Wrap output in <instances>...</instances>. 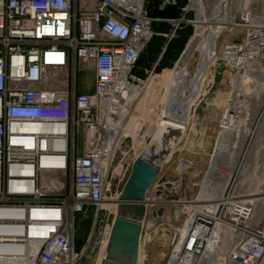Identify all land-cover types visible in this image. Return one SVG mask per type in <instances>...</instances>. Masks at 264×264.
Returning <instances> with one entry per match:
<instances>
[{"label":"built area","instance_id":"built-area-1","mask_svg":"<svg viewBox=\"0 0 264 264\" xmlns=\"http://www.w3.org/2000/svg\"><path fill=\"white\" fill-rule=\"evenodd\" d=\"M155 20L147 0H0V264H78L86 250L75 247L76 217L89 208L96 219L109 211L96 241L103 246L128 112L156 75L136 73ZM229 25L243 35L222 52L235 78L218 140L235 118L238 75L264 72V1L260 11L239 5ZM84 72H93L89 91ZM239 184L217 176L215 199L178 202L184 229L171 237L167 264H199L209 249L223 264H264V194Z\"/></svg>","mask_w":264,"mask_h":264},{"label":"bare ground","instance_id":"bare-ground-1","mask_svg":"<svg viewBox=\"0 0 264 264\" xmlns=\"http://www.w3.org/2000/svg\"><path fill=\"white\" fill-rule=\"evenodd\" d=\"M204 1L190 0L188 9L196 12V30L200 26L208 24V31L204 35L205 37L198 35L199 43L195 45L190 43L186 52L184 51L185 60H180L173 69H167L162 74L152 76L144 87L145 89L141 88L144 90L142 92L139 91L140 93L138 92L140 94L138 100L129 109L124 133L135 138L136 132H134V128L137 127L139 120H143L149 125L146 132H152V137L138 155V161L136 160L129 180H127L118 200L112 205V208L114 205H117L118 215L116 226L112 229L114 231V240L112 241L114 242L110 248V253L108 254L106 252L108 255H106L107 259L112 261L122 264H141V238L143 232L145 229H154L158 223V218L155 222L152 216L151 218L148 217V209L150 210L152 206L160 207L164 205V202L161 201L162 194H155L157 198H148L146 193L150 189V183L155 172H159L165 167L171 153L185 141L190 108L199 97L201 87L204 86L206 78L218 62V39L224 31L229 29V23L233 18L232 16L229 17L230 0H217V5L211 14H208L206 11ZM249 2L250 0L245 1L243 5H248ZM263 81L264 72H248L238 75L235 84L238 97H242L240 91L247 94L251 90L252 93H255L256 87ZM158 85L161 87L164 86V92L160 97V110L156 114L147 113V110L144 108L145 99L156 96V88ZM139 113L141 114L140 116L137 115ZM225 124V128L219 137L215 153L211 155L210 166L206 175L207 185L205 191L200 193L199 197L201 199L212 200L219 195H208L207 192L213 172L226 182L234 173L236 161L233 160L234 153L232 152L234 150L232 149L235 145L228 147L223 140L225 135L228 132L237 133V136L233 138L237 142L238 140L240 141V135L248 134V137L251 134V122L247 123L245 118L238 121L233 116H230L226 118ZM166 130L167 134L164 135ZM227 154L228 159H222L221 161V157ZM178 166L180 171L183 172L188 170L190 162L181 160ZM222 168L226 170L225 174L219 172V169ZM247 169H244L241 176L248 172ZM172 185V188L175 190L180 188L179 183H173ZM175 204L173 203V205ZM165 217L171 220V217L168 216L164 208L162 218ZM183 229L181 227L179 232L182 233ZM221 230V228H215L212 234L213 237L217 238ZM215 257L214 250L209 249L199 264H202V262L210 264V261L212 259L215 260Z\"/></svg>","mask_w":264,"mask_h":264},{"label":"rangeland","instance_id":"rangeland-1","mask_svg":"<svg viewBox=\"0 0 264 264\" xmlns=\"http://www.w3.org/2000/svg\"><path fill=\"white\" fill-rule=\"evenodd\" d=\"M245 1L248 0H230L229 1V17H235L237 9L239 5H243ZM264 0H250L249 4L251 8L254 11H260L263 5ZM217 0H205L204 3L206 5V11L208 14H211L213 9L217 5ZM190 4V0H188V6ZM185 16H181L179 19L184 17L186 19V22L188 21V24H190L194 32L191 39L188 40L187 44L190 43L192 45L199 43L198 35L204 36L208 31V24L204 26H200L197 30L195 27L196 23V12L193 10H189L187 8V11L184 13ZM183 14V15H184ZM185 24V23H182ZM195 34V35H194ZM243 32L239 29H235L232 32L231 31H224L220 38L218 39V47H217V54H218V62L216 65H220V72L222 75H227L228 80L225 84L226 90L223 93V105L225 108V105L228 101L229 94L232 91L233 86V80L235 76L233 77L232 71L227 69L224 66V62L222 61V52L224 47L231 41L235 40L237 37H242ZM194 36V37H193ZM205 37V36H204ZM186 44V45H187ZM187 45V48H188ZM186 47V46H185ZM187 48L185 50H187ZM184 50L182 54L180 55L178 62L180 60L184 59ZM192 51V50H191ZM177 65V64H176ZM215 65V66H216ZM181 66V65H180ZM174 67L170 68L173 69ZM167 70V69H164ZM162 70L159 73H155L156 75L162 74L164 71ZM213 75V73H210ZM209 74V75H210ZM209 77V76H208ZM92 78H93V72H84L81 74V79L84 82L90 83L84 90H91V84H92ZM207 79V78H206ZM207 81V80H205ZM164 87V86H163ZM161 86H157L156 88V96L148 97L145 99L144 102V108L147 110V113H158L161 107L160 103V97L164 92V88ZM255 89V93H252L251 90L250 93L245 94L244 92L240 91V94L242 97H237L234 95L231 101V107L234 109V116L237 119H244L248 122H251L250 128H251V134L245 138L240 139L237 142L233 140L237 136V133L235 132H228L224 137V142L228 145V147H233L232 150H234L232 153H234L233 160L236 161V166L234 173V178H236L237 181L240 182V187L242 190H244L247 195L251 197H257L261 194H264V81L258 84V86ZM145 89V88H144ZM143 89V90H144ZM203 87H201L199 91V95L202 91ZM138 90V92L143 91ZM139 92V93H140ZM255 94V95H254ZM236 97V98H235ZM241 99V100H240ZM141 103V102H140ZM245 104V105H244ZM131 109V108H130ZM138 111H141L140 109H137ZM136 110V111H137ZM135 111V110H134ZM143 112V110H142ZM188 112V111H187ZM141 113V112H140ZM137 115H141V114ZM149 125L145 123L143 120L138 121L137 127L134 128L135 138L132 136H129L126 140L122 142V146L120 151L118 152L117 159H121L122 157L123 162L122 166L118 168V171L120 173V178L117 180V188L114 192V197L118 200V197L120 193L122 192L128 178L130 177L131 171H132V165L134 161L137 159L140 152L143 150V148L148 144L152 137V132L147 133V127ZM244 130V129H243ZM250 133V132H249ZM167 134V130L165 131L164 135ZM248 135V134H247ZM244 134V136H247ZM241 136V135H240ZM218 144V143H217ZM184 145V142H183ZM181 144V147L177 146L175 149L176 151L170 158L169 162L167 163L166 169L162 171L164 174L161 179H159V175L154 182V184L150 187V189L147 191L146 195L148 198H157L155 197V194H161L162 189L160 190V185L166 183V181H170L171 183H179L180 184V190L176 191L173 196H169L166 194L168 199H165V196L162 195L161 201L167 202L164 203L168 206L169 214L174 215V223H169L166 221V218L160 220L159 224L152 229V230H144L143 236L141 238V264H167L168 262V256H169V243L170 238L173 235V233L176 231L177 228H181L184 220H185V214L183 213V207L181 203H178L179 201H185V198L182 196V191L184 188H187L189 190V196L191 198L200 195V193L205 191V187L207 185V179H206V172L210 166V159L211 156L208 158L207 163L197 164V166H194V162L197 158L198 154L197 152H194L195 154H190V150L187 147L183 146ZM77 146L79 149H81L82 146V140L78 139ZM184 147V148H183ZM193 148V147H192ZM217 148V145L216 147ZM216 150V149H215ZM124 155V156H123ZM240 158L244 159L245 164L250 165L251 171L249 174L245 177H241L242 164H238L240 161ZM222 159L227 160L228 154L223 155L221 157ZM181 160L190 161L192 162V166L188 168V170L181 172L179 169V162ZM197 161V160H196ZM246 164V165H247ZM245 165V166H246ZM258 171V172H257ZM226 172V171H225ZM212 178L210 179L209 187H208V195L217 196L219 192L216 190H212V184L215 183V179L217 178V174L213 172ZM219 177V176H218ZM175 192V191H174ZM190 197H188L190 199ZM186 199V200H189ZM168 201H177L175 206L172 203H169ZM117 204V203H116ZM172 205L174 207H172ZM179 206V207H178ZM156 207H151L150 210L148 209V217L151 218L153 211ZM173 209V210H172ZM117 212V205H114L113 208L110 209L109 219H108V230L106 235V240L103 244V246L100 248L96 247V241L99 235V227L101 221H106L108 218L109 211L106 209H101L99 211V216L96 219V209L95 208H89L85 209L84 212L77 214V222H76V240H75V246L76 242L80 246L82 245L81 250L84 249L85 255L81 258V260L78 262V264H103L105 257L107 258V253L109 254L110 248L114 241V231L112 230L114 218ZM172 215V216H173ZM160 219V218H159ZM181 225V226H178ZM177 226V227H175ZM81 250H77L80 251ZM107 252V253H106ZM107 255V256H106ZM216 255V254H215ZM223 258V255H216L214 258L215 260H211L210 264H223L221 259ZM218 259V260H217ZM200 263V262H199ZM202 264H205L202 262Z\"/></svg>","mask_w":264,"mask_h":264},{"label":"crops","instance_id":"crops-1","mask_svg":"<svg viewBox=\"0 0 264 264\" xmlns=\"http://www.w3.org/2000/svg\"><path fill=\"white\" fill-rule=\"evenodd\" d=\"M155 19H157V20H155L153 23L165 22V23H168L172 26V32L170 34L155 32V33H157L156 36L161 35V36H164V37L169 38V39L174 37V36H172V34H173L175 29H174V26L172 25V23L170 21L177 20V19H162V18H158V17H156ZM165 50L166 49L164 48L163 51L161 52L156 64L162 58ZM177 62H178V60H176L173 67L177 64ZM156 64L151 69H147L144 67H138L137 66V71L138 70L143 71L145 74V77H146L148 71H152V70L154 71V67L156 66ZM224 66L233 72V70L228 68L225 63H224ZM219 67H220V65H218V64L213 67V69L211 70L213 75H211V74L208 75L209 77H207V79H206L207 81L204 82V86H203V89H202L199 97L192 104V106L190 108L187 136H186V139L184 141V145L183 144L182 145L185 147L188 146V148L190 150V154H195L194 152L198 153V154H196L197 155V158H196L197 161L195 160L194 166H197V164L199 163V160H200V164H202V166H203L204 162L205 163L208 162V160H209L208 158L214 152L217 141H218L219 125H220V122H221V119H222V116L224 113L223 93L226 90L225 84L228 80V76L224 75V74L222 75V73L219 71L220 70ZM232 75L234 77V72L232 73ZM245 138H247V136L241 135V139H245ZM179 147H181V145ZM175 151L176 150H174L171 153V155L169 156V159L167 160V163L169 162L170 158L172 157V155L174 154ZM167 163H166L165 167L160 171L159 179L162 178V176L164 174L162 171H164L166 169ZM190 165L192 166V162H190ZM245 168H248L247 169L248 172L244 173V175L241 176L242 178H245L249 174V172L251 171V167H249V164H247L245 166ZM166 182H170V181H166ZM178 190H180V188ZM178 190H175L174 188H172L170 190L164 191L162 195L165 196V199H168L167 198L168 196L166 194H168L169 196L172 197L173 194H175L176 191H178ZM182 196H183V198H185V200L189 199L188 198V197H190L189 196V190L187 188L183 189ZM168 202H170V201H168ZM165 203H167V202H165ZM168 206L169 205H164V208L166 209V213L168 214V216L171 217V220H168L165 217L166 221H168L169 223L175 224L174 215L169 214ZM174 206L172 205V207H174ZM157 208L158 207H156L155 209H157ZM162 219H164V218H160V219L158 218L157 224H159L160 220H162ZM178 226H181V225H178ZM175 227H177V226H175ZM170 240H171V238H170ZM169 245H170V243H169ZM81 251H83V249ZM169 251H170V246H169ZM169 251H168V253H169Z\"/></svg>","mask_w":264,"mask_h":264},{"label":"trees","instance_id":"trees-1","mask_svg":"<svg viewBox=\"0 0 264 264\" xmlns=\"http://www.w3.org/2000/svg\"><path fill=\"white\" fill-rule=\"evenodd\" d=\"M188 5V0H147V10L151 17L162 19H179L184 14V9ZM153 31L157 33L172 32V26L165 22L153 23ZM194 32L193 27L190 24H181L176 30L175 35L171 39L164 36H154L146 49L142 53L137 63L138 67H144L147 69L153 68L156 64L161 52L165 48V52L162 58L158 61L154 67V72L159 73L164 69H170L180 55L182 54L188 40ZM241 37H237L235 40H240ZM136 73L145 77L143 71L136 69ZM79 92H82L80 90ZM77 222V217H76ZM77 231V230H76ZM76 250H81L80 246L76 242Z\"/></svg>","mask_w":264,"mask_h":264},{"label":"water","instance_id":"water-1","mask_svg":"<svg viewBox=\"0 0 264 264\" xmlns=\"http://www.w3.org/2000/svg\"><path fill=\"white\" fill-rule=\"evenodd\" d=\"M187 8H188V5H187ZM191 39V38H190ZM188 45V44H187ZM187 45H186V47H185V49L187 48ZM185 51V50H184ZM137 161H138V159H136ZM136 160L134 161V163H133V165H132V170H133V167H134V165H135V163H136ZM142 164V163H141ZM143 166H144V164H142ZM159 173H160V171L158 172H155V174H154V176H153V178H152V181H151V183H150V187L154 184V182L156 181V179H157V177H158V175H159ZM131 174H132V171H131ZM130 174V175H131ZM130 178V177H129ZM129 178H128V180H129ZM177 182H175L174 184H176ZM173 183H171V182H166V183H164V184H162V185H160V189H162V193L161 194H163V192L164 191H166V190H170V189H172V185ZM149 190V189H148ZM165 203V202H164ZM165 205V204H164ZM164 205L162 206H160V207H158L156 210H154L153 211V213H152V219H153V221H155L156 222V219L157 218H162L163 217V214H164ZM117 212H116V215H115V218H114V222H113V226H112V229L113 228H115V226H116V223H117ZM102 225H103V223L101 222L100 223V227H99V231L102 229ZM103 264H122V263H119V262H115V261H112V260H110V259H107V258H105V260H104V262H103Z\"/></svg>","mask_w":264,"mask_h":264}]
</instances>
